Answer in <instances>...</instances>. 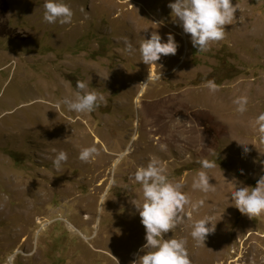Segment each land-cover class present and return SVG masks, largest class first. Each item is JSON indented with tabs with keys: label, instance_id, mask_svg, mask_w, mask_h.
I'll use <instances>...</instances> for the list:
<instances>
[{
	"label": "rangeland",
	"instance_id": "rangeland-1",
	"mask_svg": "<svg viewBox=\"0 0 264 264\" xmlns=\"http://www.w3.org/2000/svg\"><path fill=\"white\" fill-rule=\"evenodd\" d=\"M65 2L74 16L61 25L43 20L44 0H0V264L13 253L12 264H131L146 243L134 176L151 160L203 201L164 236L187 241L191 264H264V215L250 219L230 198L264 175V0H232L235 18L205 52L172 17L175 0ZM153 31L179 47L147 65L126 43L138 49ZM77 80L104 97L97 110L58 103ZM90 146L98 155L82 162ZM199 170L216 191L192 188ZM205 216L216 229L197 246L190 232Z\"/></svg>",
	"mask_w": 264,
	"mask_h": 264
},
{
	"label": "clouds",
	"instance_id": "clouds-1",
	"mask_svg": "<svg viewBox=\"0 0 264 264\" xmlns=\"http://www.w3.org/2000/svg\"><path fill=\"white\" fill-rule=\"evenodd\" d=\"M168 7L183 32L190 35L191 44L198 52H205L211 44L224 39L225 26L232 23L238 9L232 0H175L169 3ZM43 8V20L46 23L61 25L72 23L74 13L65 0H44ZM178 47L171 33L167 34L165 41L156 31L151 33L149 39L143 38L138 49L130 42L126 43V51L129 54L138 51L141 61L147 65L157 64L162 56L175 55ZM75 87L77 91L74 97L65 96L58 103L76 113H91L100 107L104 97L98 95L96 91H88L86 82L77 80ZM206 87L210 92L218 89L211 80L206 82ZM233 103L238 106L236 110L242 113L246 110L247 98L238 97ZM259 119L264 121V114H261ZM258 131L264 137V124L260 125ZM243 151L247 153L249 149L244 147ZM96 155L97 148L90 146L83 148L78 158L82 162H89ZM67 159V154L60 151L53 160V166L59 169ZM201 165L202 169L216 166L214 162L206 160L201 161ZM134 179L141 186L143 199L142 202L139 199H133L131 202L145 228L146 243L140 249L144 254L132 260L131 264H191L186 247L187 241L174 237L165 239L164 236L169 232L174 233L177 226L184 222L185 206L191 205L196 209L203 201L193 203L187 193L182 191L183 184L170 180L167 170L156 160H151L146 167L138 168ZM209 180L207 172L199 170L191 186L203 193L216 191V185L210 184ZM230 198L233 206L248 218L264 215V175L257 180L255 187H235L230 193ZM215 229L216 224L212 223V218L205 216L194 222L190 236L197 246L205 245L207 236ZM14 259L15 253L7 257V264H12Z\"/></svg>",
	"mask_w": 264,
	"mask_h": 264
},
{
	"label": "trees",
	"instance_id": "trees-1",
	"mask_svg": "<svg viewBox=\"0 0 264 264\" xmlns=\"http://www.w3.org/2000/svg\"><path fill=\"white\" fill-rule=\"evenodd\" d=\"M217 72H218V69L215 70V72L212 74V77H214L216 75L215 73H217Z\"/></svg>",
	"mask_w": 264,
	"mask_h": 264
},
{
	"label": "bare ground",
	"instance_id": "bare-ground-1",
	"mask_svg": "<svg viewBox=\"0 0 264 264\" xmlns=\"http://www.w3.org/2000/svg\"><path fill=\"white\" fill-rule=\"evenodd\" d=\"M55 110V109H54Z\"/></svg>",
	"mask_w": 264,
	"mask_h": 264
}]
</instances>
